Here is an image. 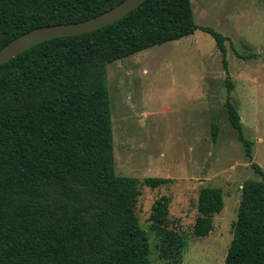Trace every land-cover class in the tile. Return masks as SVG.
<instances>
[{
    "label": "trees",
    "instance_id": "obj_1",
    "mask_svg": "<svg viewBox=\"0 0 264 264\" xmlns=\"http://www.w3.org/2000/svg\"><path fill=\"white\" fill-rule=\"evenodd\" d=\"M121 0H0V48L40 26L93 17ZM201 30L211 35L226 71L224 107L259 180H245L224 264H264V172L231 101L226 37L195 23L190 0H145L95 31L38 43L0 65V264H147L150 245L135 213L142 181L115 173L107 64ZM215 136V132H213ZM50 186L60 204L48 202ZM81 189L103 207L94 222L72 212ZM170 199L151 206L150 230L162 256L180 257L182 240L169 228ZM224 207L220 187H204L192 226L206 237Z\"/></svg>",
    "mask_w": 264,
    "mask_h": 264
},
{
    "label": "rangeland",
    "instance_id": "obj_2",
    "mask_svg": "<svg viewBox=\"0 0 264 264\" xmlns=\"http://www.w3.org/2000/svg\"><path fill=\"white\" fill-rule=\"evenodd\" d=\"M190 1L195 23L226 37L231 101L253 143L252 162L264 172V0ZM225 78L215 41L201 30L107 64L115 173L139 182L170 179L156 188L140 185L135 213L148 236L147 264H224L242 183L260 179L227 118ZM208 186L221 188L224 207L209 235L195 237L198 194ZM162 195L170 199L169 228L182 240L178 258L162 256L149 228L151 206ZM47 198L52 207L60 204L54 186ZM68 201L89 222L103 207L80 188Z\"/></svg>",
    "mask_w": 264,
    "mask_h": 264
},
{
    "label": "water",
    "instance_id": "obj_3",
    "mask_svg": "<svg viewBox=\"0 0 264 264\" xmlns=\"http://www.w3.org/2000/svg\"><path fill=\"white\" fill-rule=\"evenodd\" d=\"M144 1L121 0L111 8L79 22L46 25L31 29L0 48V65L43 41L63 36L81 35L101 29L133 11Z\"/></svg>",
    "mask_w": 264,
    "mask_h": 264
}]
</instances>
